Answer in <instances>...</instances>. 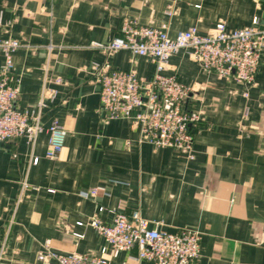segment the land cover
<instances>
[{
  "label": "crops",
  "instance_id": "obj_1",
  "mask_svg": "<svg viewBox=\"0 0 264 264\" xmlns=\"http://www.w3.org/2000/svg\"><path fill=\"white\" fill-rule=\"evenodd\" d=\"M254 16L264 27V0H0V39L20 43L12 54L18 107L36 111L41 92L55 90L40 123L56 120L66 130L53 159L45 156L46 132L34 143L0 146V264H54L37 258L45 242L58 254L99 255L106 243L88 222L95 215L110 223L112 214L98 206L138 211L168 232L200 231V257L190 264H264V47L251 86L204 72L185 50L170 56L166 73L192 88L187 106L202 114L192 159L140 142L133 118L104 121L90 70L107 61L141 80L153 76L149 56L92 46L109 42L124 18L165 26L173 36L190 26L210 34L219 21L241 28ZM93 188L100 189L94 197L80 195ZM134 253L108 248L105 257L155 264L135 261Z\"/></svg>",
  "mask_w": 264,
  "mask_h": 264
},
{
  "label": "built area",
  "instance_id": "obj_2",
  "mask_svg": "<svg viewBox=\"0 0 264 264\" xmlns=\"http://www.w3.org/2000/svg\"><path fill=\"white\" fill-rule=\"evenodd\" d=\"M166 13H174L171 5ZM19 46L17 40L0 39V53L3 56L0 65V146L19 138L34 143L39 134L46 132L48 148L45 156L53 159L63 147L66 130L56 120L43 126L39 111L45 106V100L54 99L56 92L42 91L36 111L28 112L18 107L20 76L12 72V54ZM92 46L100 48L107 55L125 49L135 55L149 56L155 62V72L146 81L137 78L132 70L111 68L107 61L90 68L100 87L103 120L133 118L139 126L140 142L172 148L192 159L194 130L199 126L202 114L187 106L189 100L193 99L192 88L180 82L175 74L166 73L170 56L185 50L204 72L251 86L264 47V27H259V19L254 16L250 25L241 28L228 30L225 23L219 21L210 34H201L196 26H190L170 36L165 26L146 25L124 18L118 33L109 42H93ZM56 82H60V79L57 78ZM37 161L38 157L32 159L35 164ZM27 187L28 183L23 181L22 190ZM99 190L93 188L80 195L84 198L94 197ZM106 210L112 214L110 223H103L95 215L88 222L105 240L106 245L100 248L99 255L76 252L58 254L45 242L37 254L38 260L47 263L53 259L54 264H109L105 257L108 248L128 252L134 249L132 259L155 264H190L200 257V231L192 228L164 231L138 211L126 214L105 206H98L97 211ZM77 224L81 225L82 222Z\"/></svg>",
  "mask_w": 264,
  "mask_h": 264
}]
</instances>
